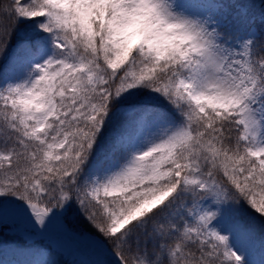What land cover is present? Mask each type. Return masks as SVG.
Segmentation results:
<instances>
[{
  "label": "snow or ice",
  "instance_id": "snow-or-ice-1",
  "mask_svg": "<svg viewBox=\"0 0 264 264\" xmlns=\"http://www.w3.org/2000/svg\"><path fill=\"white\" fill-rule=\"evenodd\" d=\"M5 59L0 226L39 264L56 233L88 264L264 253V0H0Z\"/></svg>",
  "mask_w": 264,
  "mask_h": 264
},
{
  "label": "rangeland",
  "instance_id": "rangeland-1",
  "mask_svg": "<svg viewBox=\"0 0 264 264\" xmlns=\"http://www.w3.org/2000/svg\"><path fill=\"white\" fill-rule=\"evenodd\" d=\"M190 7L203 10L204 4L193 3ZM86 222L87 221L83 219V217L77 214L75 209L68 213L64 221L68 228L81 232H85ZM91 230L95 232L92 227ZM19 239L20 237L18 233L13 230V225H11V223L0 226V264H39L41 260L48 257L47 241L37 237L34 241H28L29 246H21ZM53 239H55L63 249L56 256L59 264H88V262L93 259L90 251L85 246L71 241L61 233L54 234ZM252 246L251 243V247ZM18 257H22V260H17ZM251 258L253 259V254Z\"/></svg>",
  "mask_w": 264,
  "mask_h": 264
},
{
  "label": "trees",
  "instance_id": "trees-1",
  "mask_svg": "<svg viewBox=\"0 0 264 264\" xmlns=\"http://www.w3.org/2000/svg\"><path fill=\"white\" fill-rule=\"evenodd\" d=\"M14 44H15V41H13V45L10 46V49H9L10 52H11V48H12V46H14ZM8 67H10V66H8V62H7L6 59L5 60H0V72H3L5 70H7ZM248 216L249 217L255 216L256 220L257 221L259 220V217L255 213H253L251 211H249ZM247 219H248V217H245V220H247ZM86 224H87L86 228L84 229L85 232L91 233L92 235H98V233H96V232L91 230V227H90V225H88L89 224L88 222H86ZM251 243L253 245L252 246L253 247L252 254L254 256L253 257L254 258L253 261L255 262V264H261V260L264 259V253H262L260 251V240H259V237H257L253 241H251ZM18 258L20 259L21 257H18Z\"/></svg>",
  "mask_w": 264,
  "mask_h": 264
}]
</instances>
